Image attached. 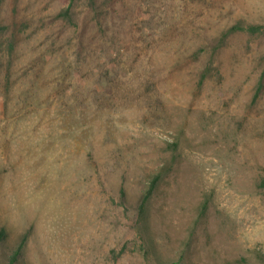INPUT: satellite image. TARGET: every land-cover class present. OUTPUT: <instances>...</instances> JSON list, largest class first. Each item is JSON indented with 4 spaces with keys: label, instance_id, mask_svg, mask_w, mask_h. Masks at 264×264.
<instances>
[{
    "label": "rangeland",
    "instance_id": "1",
    "mask_svg": "<svg viewBox=\"0 0 264 264\" xmlns=\"http://www.w3.org/2000/svg\"><path fill=\"white\" fill-rule=\"evenodd\" d=\"M1 231L0 264H264V0H2Z\"/></svg>",
    "mask_w": 264,
    "mask_h": 264
},
{
    "label": "trees",
    "instance_id": "2",
    "mask_svg": "<svg viewBox=\"0 0 264 264\" xmlns=\"http://www.w3.org/2000/svg\"><path fill=\"white\" fill-rule=\"evenodd\" d=\"M2 3V0H0V5ZM71 11H72V6L69 5L64 11V15L65 16H69L71 17ZM262 26L261 25H257V24H250L249 26L248 25H245L243 23H239L235 26H233V30H245V29H251L252 31H257L261 28ZM208 75V73L206 71L203 72V75H202V78H201V83L204 82L206 76ZM261 83H262V79H261ZM157 177L152 181L151 185H150V188H149V191H148V194L144 197V199L142 200L141 204H140V208L143 210L145 207V204L147 202V198L150 197L149 195L151 194L152 190L156 187V184H157ZM4 232L1 231L0 232V235H3ZM26 240H27V234L22 238L20 244L18 245L16 251L13 253L12 257L10 258L8 264H16V262L19 260V257L20 255L22 254V250H23V247L26 243ZM172 264H182L181 262L179 261H175L173 262Z\"/></svg>",
    "mask_w": 264,
    "mask_h": 264
}]
</instances>
